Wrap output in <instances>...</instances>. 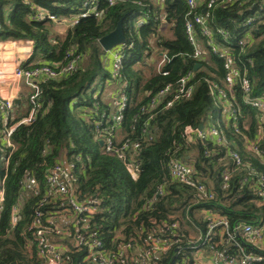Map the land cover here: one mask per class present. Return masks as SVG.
Returning <instances> with one entry per match:
<instances>
[{
    "label": "trees",
    "instance_id": "1",
    "mask_svg": "<svg viewBox=\"0 0 264 264\" xmlns=\"http://www.w3.org/2000/svg\"><path fill=\"white\" fill-rule=\"evenodd\" d=\"M92 1L0 0V41L26 39L34 43L32 56L22 64L24 69L67 65L74 57L80 58L77 69L69 75L40 84L37 101L40 110L34 121L21 124L14 131L11 137L14 151L6 147L3 138L5 115L0 98V191L4 190L0 212V264H41L26 247L39 199L22 195L21 182L25 175L31 174L44 185V177L62 158L74 161L76 157L81 159L75 161L80 190L103 200L106 212L98 216L97 221L100 238L112 252H116L118 243H129V256H135L137 251L147 249L149 235L169 240H174L176 235L180 239L179 247L174 246L162 254L156 264L178 261L202 264L197 256L202 252L212 256L215 253L230 255L236 261L241 259V250L225 243L228 236L221 227L208 235L211 221L206 215L211 214L228 222L230 234L235 235L246 254L263 255L256 244L248 243L240 234L244 226L264 223V204L256 188L257 180H264V141H257L261 125L256 112L247 106H241L244 117L227 122L221 113L223 107L214 103L209 82L224 87L225 72L221 60L213 54H206L202 61L193 58V48L185 34L190 12L186 1L95 0L98 17L80 18L64 34L54 32L57 21L50 20L49 15L58 20L72 18L81 15L85 4ZM260 1L218 4L204 13L210 0H199L192 12V15L207 18L211 30L229 32L227 42L220 38L217 42L231 48L239 69L250 78L252 94L256 96L264 93V17L262 21H253L257 7L254 5ZM41 12L46 15L39 20ZM139 18L146 21L141 27L136 26ZM120 21L126 47L132 46L123 59L122 81L114 84L110 71L106 70L108 60L99 40L114 31ZM165 27L172 35L169 38L163 34ZM249 33L253 35V44L238 46L239 40ZM201 40L205 43V39ZM161 54L169 58L163 68L168 74L145 71L149 67L146 60ZM196 64L201 65L198 70H195ZM193 71L196 73L190 82L194 86L191 98L180 99L170 108L162 103L149 113L141 112L151 96L167 85H175ZM121 82L127 83L130 103L115 146L121 147L127 141L141 144L137 180L130 176L115 153L105 151L93 123L85 121L86 116H93L88 112L96 99L108 107L109 101L102 98L107 84L117 88ZM235 90L239 101V86ZM96 93H100L98 98H95ZM29 98H24L22 105L15 104V122L29 116L33 106ZM210 115L223 132L226 145L212 141L206 145H187L183 139L184 128L206 124ZM149 136L151 141H147ZM252 146L257 147V151H253ZM229 151L239 155L240 166L233 165ZM174 158L193 165L194 179L211 188L213 200L201 201L193 188L171 179L169 163ZM227 168L233 172L225 180L223 171ZM19 206L20 220L13 226L12 210ZM173 224H177V228H172ZM202 237L203 240L192 247ZM177 248H180L179 253ZM81 256L77 254L74 263L78 264ZM251 264H264V261Z\"/></svg>",
    "mask_w": 264,
    "mask_h": 264
},
{
    "label": "built area",
    "instance_id": "2",
    "mask_svg": "<svg viewBox=\"0 0 264 264\" xmlns=\"http://www.w3.org/2000/svg\"><path fill=\"white\" fill-rule=\"evenodd\" d=\"M184 1H186L190 9L185 22V34L188 43L193 48V58L196 61H202L206 59V54H213L221 60L225 72L222 81L224 87L218 83L209 82V92L214 103L217 107H223L221 113L227 122L236 121L238 117H244L241 106L252 108L256 112L257 119L261 125L257 141H264V93L257 96L252 94V82L247 73H242L239 69L236 59L231 53V48L217 42L219 38L227 42L229 40V32L224 29L211 30L207 18L203 15H192L193 9L198 5L199 0ZM250 1L252 0H210L204 11H210L218 4L228 6L239 2L249 3ZM110 3L113 4L112 2ZM254 6L257 7L253 21H262L264 17V0ZM84 7L85 11L81 15L59 20L56 16L49 15V19L57 22L72 21L71 27H73L80 18H86L90 15L99 16L98 5L95 0L91 4L86 3ZM39 14V20L46 15L43 12ZM161 19H163L162 16ZM145 22V19L139 18L136 21V26L141 27ZM201 39H205V43ZM17 42L21 43L20 47L22 49L23 46L26 49L29 47L26 50L27 52H25L26 58L24 59L28 60L33 54L34 43L26 39L17 40ZM253 42V35L249 33L239 40L238 46L251 45ZM0 44L8 43L1 42ZM131 46L126 47L125 43L110 51L113 56L110 75L114 84L120 80L123 59ZM0 52L6 53L3 49ZM79 61L80 58L77 56L71 59L67 65H40L29 69L23 68V61H15L11 68L8 67L9 64H6L7 61H4V64H0L1 109L5 115L3 119L5 127L3 138L7 148L14 151L15 146L11 140L14 131L19 125L34 121L37 112L40 110V105L37 103L41 94L40 84L49 79H60L69 75L77 69ZM146 61L149 65H153L152 74L158 73L165 76L168 74L163 72L164 65L169 62L167 55L152 56ZM195 73V71L189 72L186 76L179 79L175 85H167L157 94L151 96L148 105L143 106L141 112L149 113L162 103H165V108H170L180 99L191 98L194 93V86L190 85V82ZM237 86L240 88L239 101L235 90ZM127 87L126 82H121L119 87L112 91L110 100L107 102L108 107H104L101 103L102 101L96 99L93 107L88 112L93 114V116H86L85 121L93 123L97 138L103 143L105 151L107 153H115L124 163L130 176L137 180L140 175L137 156L141 144H131L127 141L121 147L115 146V140L118 138L117 134L121 131L124 120V112L130 103V98L126 94ZM27 91L29 92L28 96H30V104L33 105L32 109L28 117L15 122L17 118L15 101H20L23 94L28 93ZM99 94L96 93L95 98H98ZM148 95L150 94L148 93ZM183 139L189 146L194 144L206 145L205 143L209 141L222 146L226 145L225 136L219 126L215 125L207 129L205 123L202 129L192 126L185 127ZM151 140L152 137L149 136L147 141ZM252 150L257 151V147L252 146ZM206 155L209 156L210 154L207 152ZM228 157L232 160L233 165H241V159L237 153L229 151ZM262 157L264 160V155ZM80 160V157H76L74 161L62 158L44 177V185H41L38 179L31 174L25 175L21 182L22 195L39 199V209L36 211L29 228L31 239L26 247L31 254H34L40 260L41 264H76L74 263V258L77 254H82L78 264H125L127 261L131 264H156L162 254L168 253L174 246L179 247L180 239L176 235L173 236L174 240L149 235L146 240L147 249L137 251L135 256H129V250L131 249L129 243H118L116 252L108 249L100 238V225L97 221L98 216L105 215L106 208L103 205V200L98 195L85 194L80 190L75 164V161L79 162ZM224 160L221 159L220 161ZM169 172L172 180L193 188L197 192L199 200L211 201L214 199V193L211 188L194 179L195 172L192 164L184 162L182 159L174 158L169 163ZM232 172L229 168L225 169L223 171L224 179L228 180ZM256 188L258 191L257 195L264 204V180H257ZM3 203L4 190L0 191V212L2 211ZM20 211V206L19 209L14 208L12 210L11 225L15 226L20 220ZM206 216L211 221L208 235L214 229L221 227L228 236V240L225 243L234 244L241 250V259L237 261L230 255L215 253L214 258L220 264H251L264 261V254L251 256L245 253L241 244L236 241L235 235L230 234L229 225L225 219L217 215L212 216L211 214ZM172 228H177V224H173ZM240 234L246 237L248 243H260L264 241V223L255 226H244L240 230ZM202 240L203 237L197 243L192 244V247ZM179 250L180 248H177L176 252L179 253ZM175 264L186 263L178 261Z\"/></svg>",
    "mask_w": 264,
    "mask_h": 264
},
{
    "label": "crops",
    "instance_id": "3",
    "mask_svg": "<svg viewBox=\"0 0 264 264\" xmlns=\"http://www.w3.org/2000/svg\"><path fill=\"white\" fill-rule=\"evenodd\" d=\"M0 43H1V41H0ZM2 43H8V44H11V46L13 47L14 46V50H13V52H12V55L10 56V60L8 61L9 62V68H11V65L15 62V61H23V62H25V61H27V60H24L25 58H26V53L25 52H27L26 50L27 49H29V47H27V49H26V47L25 46H23V49H22V47H20L21 46V43H19V42H17V41H4V42H2ZM11 47V48H12ZM25 50V51H24ZM2 53V55H1V57H0V64H4V56L5 55H3L5 52H1ZM4 57V58H3ZM107 62V61H106ZM108 62H109V60H108ZM7 63V62H6ZM8 66V65H7ZM115 88L114 87H112V89H111V86H110V89H108V90H106L105 89V91H104V95H103V98H104V100L105 101H109L110 100V96H111V93H112V91L114 90ZM28 92V91H27ZM28 94H29V92L26 94H23V96H22V98L20 99V101H19V103H17V104H19V105H22V103H23V99L24 98H27L28 97ZM256 246L257 247H259L260 248V252H262L263 254H264V241H262V242H260V243H257L256 244ZM198 260L202 263V264H220L215 258H214V256H212L211 254L210 255H207V254H198Z\"/></svg>",
    "mask_w": 264,
    "mask_h": 264
},
{
    "label": "rangeland",
    "instance_id": "4",
    "mask_svg": "<svg viewBox=\"0 0 264 264\" xmlns=\"http://www.w3.org/2000/svg\"><path fill=\"white\" fill-rule=\"evenodd\" d=\"M56 24L57 25L54 27V32H60V33H63L64 34L67 31V29H69L71 27L72 21L65 20V21H62V22H59V23L57 22ZM163 34L166 35L167 38H169V37L172 36L171 33H170V31H169V29H168V27H165L163 29ZM11 47H12L11 44H0V50L3 49L4 51H6V53L3 54V55H5L4 56L5 58L3 57L4 58V61L5 62L7 61L6 64H9L8 61L10 60V56L12 55V52L14 50V46L12 48ZM111 53L112 52L106 53V56H108V57H106V59L109 60V62H106L107 63V66H108L106 70H109L110 72L112 70V64H113V56L111 55ZM1 55L2 54H0V57H1ZM152 68H153V65L150 64L149 67H148V69L145 68L144 70L145 71L148 70L149 72H152ZM149 72L147 74H150ZM108 89H110V85L109 84H107V86H106V90H108ZM111 89H112V87H111ZM215 125H216V121H214L212 115H210L207 118V121H206V128L208 129V128H210L212 126H215ZM192 154L194 155V153H192ZM191 233L194 234V232H192V231H191ZM202 253L205 254L204 252H202ZM197 256H198V254H197Z\"/></svg>",
    "mask_w": 264,
    "mask_h": 264
},
{
    "label": "water",
    "instance_id": "5",
    "mask_svg": "<svg viewBox=\"0 0 264 264\" xmlns=\"http://www.w3.org/2000/svg\"><path fill=\"white\" fill-rule=\"evenodd\" d=\"M206 11H204L205 13ZM126 43V37L124 35L123 31V22L120 21L117 28L112 31L110 34L106 35L105 37L101 38L99 40V45L104 50V52H110L113 49L122 46ZM201 67L200 64L195 65V70H198ZM16 104L19 103V101H15ZM199 128H203V122L200 123ZM101 144H103L101 142Z\"/></svg>",
    "mask_w": 264,
    "mask_h": 264
}]
</instances>
